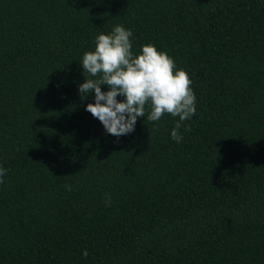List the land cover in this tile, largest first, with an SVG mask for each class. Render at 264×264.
<instances>
[{"label":"trees","instance_id":"16d2710c","mask_svg":"<svg viewBox=\"0 0 264 264\" xmlns=\"http://www.w3.org/2000/svg\"><path fill=\"white\" fill-rule=\"evenodd\" d=\"M116 25L188 73L181 143L148 105L120 137L85 110ZM0 167V264H264V0H0Z\"/></svg>","mask_w":264,"mask_h":264},{"label":"clouds","instance_id":"9594fccd","mask_svg":"<svg viewBox=\"0 0 264 264\" xmlns=\"http://www.w3.org/2000/svg\"><path fill=\"white\" fill-rule=\"evenodd\" d=\"M133 33L122 25H116L110 34L95 37V50L85 52L80 64L84 69L85 82L79 85V95L86 99L93 90L95 103H88L90 112L116 137L135 130L138 117H145V106L151 109L147 120L159 121L165 113L179 117L171 131V139L181 143L180 128L183 122L195 115L196 96L188 73L176 69L174 59L167 52H160L154 45L142 46L141 54L133 55ZM175 70V71H174ZM87 74V76L85 75ZM107 85L109 90L102 91ZM123 96L125 100L118 101ZM158 130V128H157ZM190 131V126L186 127ZM7 169L0 167V184ZM65 188L71 190V185ZM106 205L110 196L106 194ZM87 257L88 252H83Z\"/></svg>","mask_w":264,"mask_h":264}]
</instances>
